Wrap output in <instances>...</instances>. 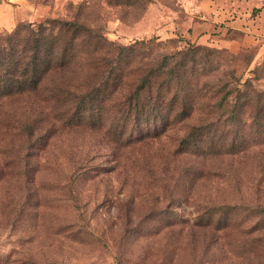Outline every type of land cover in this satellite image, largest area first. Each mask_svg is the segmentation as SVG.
Here are the masks:
<instances>
[{
  "label": "rangeland",
  "instance_id": "obj_1",
  "mask_svg": "<svg viewBox=\"0 0 264 264\" xmlns=\"http://www.w3.org/2000/svg\"><path fill=\"white\" fill-rule=\"evenodd\" d=\"M27 3L11 30L21 38L57 19L96 31L101 44L77 46L38 92L0 98V264H264V0ZM111 45L135 49L123 58L125 73L198 47L169 90L180 92V105L187 90L190 118L127 144L107 134L139 130L123 108L107 104L96 129L90 109L81 124H67L74 103L44 100L48 88L61 79L79 92L92 74L88 59ZM233 87L262 95L230 120L207 103ZM188 124L212 125L217 145L236 139L239 151L179 152Z\"/></svg>",
  "mask_w": 264,
  "mask_h": 264
},
{
  "label": "trees",
  "instance_id": "obj_2",
  "mask_svg": "<svg viewBox=\"0 0 264 264\" xmlns=\"http://www.w3.org/2000/svg\"><path fill=\"white\" fill-rule=\"evenodd\" d=\"M29 27L31 28V25H28V29ZM19 33L20 29L16 28L6 33V36L0 37V98L38 92L45 76L51 72L64 70L72 63L74 56L71 52L77 46L87 48L101 44L95 39L99 38L96 31L74 21L54 19L41 27L30 29L27 37L21 38ZM112 45L105 49L102 56L88 59V64L93 69L92 74H86L83 78L79 92L67 88L66 81L61 79L55 81L53 87L48 88L44 100L53 101L56 106L64 108H69L74 103L75 113L66 120L67 124H81L84 119L83 112L90 109L94 114L89 123L96 129L104 123L107 104L115 106L118 110L123 108L122 113L126 117H133L139 130L126 137L122 129L109 130L107 134L115 142L127 144L130 141L159 137L174 120L190 118L194 110L190 94L186 92L187 90L184 92L189 96L187 97L189 101L180 105L178 103L180 92L175 90L170 93L169 90L172 89L174 81L180 80L182 76L180 70L186 66V55L193 58L192 55L200 50L198 47L192 46L185 51L164 55L156 63L145 68L130 69L125 73L123 58L135 49L133 46L113 48ZM178 55L179 60H174ZM124 74L130 77L126 80ZM131 75H135L132 80ZM261 95L262 93L252 92L248 88H220L212 95L218 96L217 101L212 105L208 102L207 106H213L221 112L227 111L230 120L232 118L235 120L239 118L242 109L249 105V101L254 102ZM94 105L96 106L93 107ZM256 109L255 117H259L261 106H257ZM258 121L256 123L260 124L261 121ZM143 125L147 127H142ZM186 128L187 131L178 142L179 152L194 149L197 155L212 152H215V155L220 153L215 151L217 146L227 148L225 153L228 154L239 151L240 144L236 143V139L217 145L210 133L212 125L188 124Z\"/></svg>",
  "mask_w": 264,
  "mask_h": 264
},
{
  "label": "crops",
  "instance_id": "obj_3",
  "mask_svg": "<svg viewBox=\"0 0 264 264\" xmlns=\"http://www.w3.org/2000/svg\"><path fill=\"white\" fill-rule=\"evenodd\" d=\"M27 0H0V31H11L29 13ZM202 5L208 8L206 1Z\"/></svg>",
  "mask_w": 264,
  "mask_h": 264
}]
</instances>
